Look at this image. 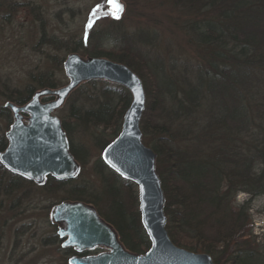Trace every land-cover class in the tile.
<instances>
[{"label":"trees","instance_id":"16d2710c","mask_svg":"<svg viewBox=\"0 0 264 264\" xmlns=\"http://www.w3.org/2000/svg\"><path fill=\"white\" fill-rule=\"evenodd\" d=\"M170 1L176 23L198 53L191 67L189 62L177 67L176 57H150L157 34L142 28L131 33L115 26L92 31L71 51L123 63L142 79L146 104L140 128L143 142L156 153L171 240L209 253L216 264L218 253L231 244L235 248L228 264H264L253 240L250 205L234 201L239 192L264 194V0ZM107 40L112 41L110 48L102 46ZM36 82L37 89L60 85L51 73L37 76ZM35 90L29 83L12 89L7 99L23 104ZM70 96L74 103L62 126L70 152L83 167L90 151L73 142L72 132L90 131L95 146L103 150L120 131L131 94L122 85L90 80ZM92 170L100 189L75 183L65 189L63 200L92 204L128 252H145L151 242L141 224L136 184L111 169L101 155ZM71 182L49 176L41 189L53 193ZM28 185L32 189L16 185L17 201L38 188Z\"/></svg>","mask_w":264,"mask_h":264},{"label":"rangeland","instance_id":"374dc122","mask_svg":"<svg viewBox=\"0 0 264 264\" xmlns=\"http://www.w3.org/2000/svg\"><path fill=\"white\" fill-rule=\"evenodd\" d=\"M122 1L125 8L121 18L112 24L115 18L107 14L110 8L107 0H0V132H5L10 122L12 113L4 112L3 108L6 109L4 104L9 101L7 96L12 89H22L31 83L38 90L36 77L46 73L60 81L57 87L64 85L67 77L62 63L72 52L75 42L87 39L92 31L103 33L112 26L121 27L127 33L139 28L154 31L157 41L149 48L150 57H176L177 67L188 62L189 67L193 65L198 54L196 47L188 42L176 23L177 11L170 0ZM90 20L93 23L88 28ZM110 43L112 41L107 40L102 46L110 48ZM146 80L149 82L150 77ZM73 103L74 98H66L54 114L62 120ZM105 137L111 138L108 130ZM72 140L89 149V162L81 167L71 183L64 185L65 188L49 193L41 189L45 183L36 185L38 188L25 199L17 201L12 195V210L9 196L0 197V264H67L59 243H51L55 228L49 213L53 205L64 201L65 189L75 183L86 184L95 191L100 189L99 177L92 165L102 153L95 146L90 131L79 128L72 132ZM24 186L26 190L31 188L28 184ZM133 189L137 191V186L133 185ZM234 201L237 204L248 201L252 239L264 256V194L250 196L239 192ZM234 248L231 244L224 254L218 253L219 264H228L227 257Z\"/></svg>","mask_w":264,"mask_h":264},{"label":"water","instance_id":"95a60500","mask_svg":"<svg viewBox=\"0 0 264 264\" xmlns=\"http://www.w3.org/2000/svg\"><path fill=\"white\" fill-rule=\"evenodd\" d=\"M119 3L124 11V2L119 0ZM63 69L67 77L64 85L38 89L22 105L11 101L4 104L14 120L6 133L8 146L0 153V163L38 184H42L47 176L60 181L76 178L81 165L70 152L61 119L54 111L85 81L105 80L124 86L131 94V101L119 133L104 147L101 158L116 173L137 185L140 220L151 242L143 253L128 252L116 230L93 205L64 200L50 210L52 222L61 223L58 233L65 236L63 246H73L78 251L98 246L108 248V251L93 256L71 258L68 263L216 264L209 253L176 245L168 234L165 196L156 172V153L142 140L140 120L146 93L140 76L123 63L106 57L82 56L76 52L65 58ZM44 97L52 99L42 101ZM22 112L28 114L26 124L22 121Z\"/></svg>","mask_w":264,"mask_h":264},{"label":"flooded vegetation","instance_id":"af4514ba","mask_svg":"<svg viewBox=\"0 0 264 264\" xmlns=\"http://www.w3.org/2000/svg\"><path fill=\"white\" fill-rule=\"evenodd\" d=\"M42 101H46V100L42 99ZM18 105H22V104H18ZM22 115H23L22 121L26 124L28 122V114L25 112H22ZM13 120L14 118H13V115L11 114V117L9 120L10 122L8 124L7 130L5 132H0V153L3 152L8 146V138L6 136V133L10 129L13 123ZM46 180L47 179H45V181L42 184H44ZM28 183H33L35 185L42 186V184H38L33 180L22 177L21 175H18L16 173H13L11 170L7 169L3 164L0 163V197L3 196L1 198L4 199V197L9 196L11 210H12V195L15 196L16 185L17 184L26 185ZM11 219H12V215H11ZM49 219H50V213H49ZM50 221L54 225V228H55V234H54L53 241L54 243L55 242L59 243L61 247V251L63 252L62 256L64 258L66 257L67 264H69L68 261L74 257L81 258V257L93 256V255L108 251V248L102 247V246H98L93 249L86 248L80 251L76 250L73 246H63L65 236L61 237L58 233V229L61 226V223L52 222L51 219Z\"/></svg>","mask_w":264,"mask_h":264},{"label":"snow or ice","instance_id":"6c2138e0","mask_svg":"<svg viewBox=\"0 0 264 264\" xmlns=\"http://www.w3.org/2000/svg\"><path fill=\"white\" fill-rule=\"evenodd\" d=\"M110 5L108 15H111L115 19H119L120 13L123 11V6L119 3V0H108ZM96 14V10H93V15ZM93 21L90 20L89 24L87 25L88 28L92 27Z\"/></svg>","mask_w":264,"mask_h":264},{"label":"bare ground","instance_id":"6f19581e","mask_svg":"<svg viewBox=\"0 0 264 264\" xmlns=\"http://www.w3.org/2000/svg\"><path fill=\"white\" fill-rule=\"evenodd\" d=\"M71 53H73V52H71ZM77 53V52H76Z\"/></svg>","mask_w":264,"mask_h":264}]
</instances>
